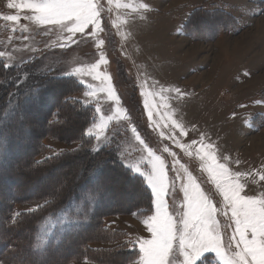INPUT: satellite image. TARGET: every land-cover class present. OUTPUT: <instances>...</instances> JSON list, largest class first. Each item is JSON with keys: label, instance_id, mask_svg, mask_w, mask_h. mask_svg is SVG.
<instances>
[{"label": "rangeland", "instance_id": "obj_1", "mask_svg": "<svg viewBox=\"0 0 264 264\" xmlns=\"http://www.w3.org/2000/svg\"><path fill=\"white\" fill-rule=\"evenodd\" d=\"M20 2L0 0V53L3 54L0 60L5 66L34 63L36 74L73 76L84 87L75 98L92 106L95 112L94 122L86 129V134L93 138V149L107 144L117 148L122 164L143 179L151 195L149 213L139 218L133 214L109 215L104 223L125 231L128 243H133L138 250V239L151 238L144 220L155 214L156 197L141 175L150 167L145 159L146 144L165 162L168 188L164 201L169 213L179 220L185 211L182 185L187 182L186 168L217 208L218 232L226 244L235 227L230 209L224 208L223 197L194 150L189 156L168 139L170 123L165 126L167 122L160 121L159 116L155 119L160 127L148 121L141 91L167 90L164 92L167 111L189 133L188 137H182L177 129V138L190 143L203 136L205 143L215 145L218 162L226 164L231 173H240L238 178L245 192L257 196L264 193V180L260 179L264 175V12L259 0H97L102 30L92 36L89 29L84 34H75L72 40L63 27L40 24L31 18L30 10L10 7ZM214 8L234 18L224 21L219 14L222 23L217 18L214 24L210 20L206 22L209 17H200V11L206 16ZM5 15H18L20 19L6 21ZM190 16L193 18L188 21ZM186 21L189 29L201 34V38L192 40L184 33ZM228 27L237 31L228 32ZM98 39L105 41L100 48ZM101 52L108 63L100 71L111 77L119 102L100 91L107 82L102 83L88 74ZM93 92L95 95H91ZM117 108L122 109L119 115ZM102 116L105 120L109 116L112 119L107 121L104 133L97 140L94 125L101 122ZM133 127L137 129L135 134L131 131ZM89 128L93 134H89ZM137 134L144 144L136 139ZM43 142L50 149L37 156L38 160L78 146V142L51 138ZM171 152L176 153L175 158ZM134 165L141 171L137 172ZM124 188L122 193L130 201L134 194L127 186ZM40 203L18 204L15 210L32 209ZM110 245L101 244V247ZM232 251L234 247L228 250L229 254ZM207 254L213 262L223 264L211 250L198 257L194 264ZM140 255L139 250V256L130 264H140ZM172 259L173 264H183L184 257L178 248Z\"/></svg>", "mask_w": 264, "mask_h": 264}, {"label": "trees", "instance_id": "obj_2", "mask_svg": "<svg viewBox=\"0 0 264 264\" xmlns=\"http://www.w3.org/2000/svg\"><path fill=\"white\" fill-rule=\"evenodd\" d=\"M259 3L264 12V0ZM201 12L208 23L215 24L217 18L222 23L219 14L224 21L234 18L217 8L206 16ZM188 21L184 33L198 40L201 34L189 29ZM35 71L34 63L5 66L0 60V263L134 262L137 247L104 218L149 213L147 185L122 164L117 148L107 144L93 149L86 129L94 122V109L75 98L84 87L73 76ZM45 138L78 146L38 160L50 149ZM125 186L134 194L130 201L122 193ZM31 201L41 203L15 210ZM211 257L204 255L196 264H218Z\"/></svg>", "mask_w": 264, "mask_h": 264}, {"label": "snow or ice", "instance_id": "obj_3", "mask_svg": "<svg viewBox=\"0 0 264 264\" xmlns=\"http://www.w3.org/2000/svg\"><path fill=\"white\" fill-rule=\"evenodd\" d=\"M10 7L30 10L33 13L31 18L40 24L63 27L69 34V40H72L75 34H84L89 29H91L92 36H97L102 30L97 0H21L20 3L15 6L10 5ZM3 19L16 22L20 17L5 15ZM104 43L103 39H98L97 47H102ZM0 55L3 54L0 53ZM107 63V59L101 52L98 61L91 65L88 74L102 83L107 82V86L101 88L100 91L106 92L109 99H116L119 102V97L110 82L111 77L108 73L100 71L101 66ZM76 71L80 72V69ZM165 91L167 90L161 89L159 93L141 91V96L144 98L143 108L147 113L148 121L160 127L159 121L155 119L159 116L160 121L167 122L165 126L170 123L168 139L177 148L189 156L194 150L195 155L203 162L202 167L223 197L224 208L230 209V218L235 227L227 243L222 242L215 219L217 208L186 168L184 172L187 175V182L182 185L185 211L180 215L179 220L174 219L164 201L168 188L165 162L145 144L147 150L145 159L150 167L147 171L141 172V175L146 178L155 194L156 211L154 215H149L144 220L147 231L151 233V238H141L137 241L141 253L140 264H173L172 257L177 248L184 257L183 264H194L198 257L209 250L215 252L223 264H264V193L257 196L245 192L244 184L238 178L240 173L233 174L226 164L219 163L214 150L215 145L205 143L203 136L199 141L192 139L190 143H184L177 138L175 134L177 129L182 137H188L189 133L184 125L167 111L169 106L164 95ZM175 91L178 95L180 94V89L177 88ZM91 95H95V92ZM157 97H159L158 101ZM162 108L165 111L161 112ZM121 111L122 109L117 108V115ZM97 112H100L99 108ZM111 119V116L107 120L102 116L101 122L94 125L97 130L95 134L97 140L101 138L107 121ZM131 131L134 134L137 133L135 127ZM88 132L93 134V129L89 128ZM136 139L141 144L145 143L139 134L136 135ZM164 151L169 152V149L165 148ZM170 155L175 158L176 153L171 152ZM174 163H176L175 160ZM133 167L137 172L141 171L138 165ZM183 167L181 164V168ZM260 179L264 180V175H260ZM233 247L235 251L229 254L228 250Z\"/></svg>", "mask_w": 264, "mask_h": 264}, {"label": "crops", "instance_id": "obj_4", "mask_svg": "<svg viewBox=\"0 0 264 264\" xmlns=\"http://www.w3.org/2000/svg\"><path fill=\"white\" fill-rule=\"evenodd\" d=\"M83 262H91V261H82V262H74V263H83ZM91 263H94V262H91ZM98 264V263H96Z\"/></svg>", "mask_w": 264, "mask_h": 264}]
</instances>
